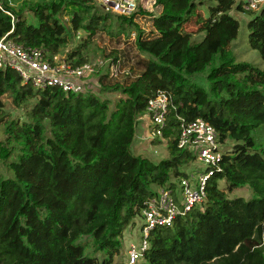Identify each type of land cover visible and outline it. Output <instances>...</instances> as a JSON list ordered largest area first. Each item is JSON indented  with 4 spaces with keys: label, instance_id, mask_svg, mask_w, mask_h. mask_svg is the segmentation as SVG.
I'll use <instances>...</instances> for the list:
<instances>
[{
    "label": "trees",
    "instance_id": "16d2710c",
    "mask_svg": "<svg viewBox=\"0 0 264 264\" xmlns=\"http://www.w3.org/2000/svg\"><path fill=\"white\" fill-rule=\"evenodd\" d=\"M148 2L157 13L140 4L121 15L93 0H39L19 9L0 1V39L8 34L49 55L66 53L76 65L90 61L86 49L95 44L116 68L97 85L115 98L91 87L36 89L0 68V264H127L117 261L125 230L156 194L154 185L176 190L196 161L178 146L179 116L206 119L234 144L204 202L172 227L154 229L137 264H264V141L253 135L264 124V69L232 51L240 28L232 10L241 7L237 0ZM195 17L206 32L201 41L184 28ZM248 27L250 46L264 59V7ZM79 31L86 42L67 50ZM208 68L206 86L194 77ZM159 90L173 103L164 132L169 156L156 163L132 145ZM5 95L26 106L23 119L4 118ZM246 185L251 198L228 196Z\"/></svg>",
    "mask_w": 264,
    "mask_h": 264
},
{
    "label": "built area",
    "instance_id": "2783aa9c",
    "mask_svg": "<svg viewBox=\"0 0 264 264\" xmlns=\"http://www.w3.org/2000/svg\"><path fill=\"white\" fill-rule=\"evenodd\" d=\"M140 1L143 0H101V3L107 11L131 15L142 4ZM237 6L242 11L259 12L264 7V0H239ZM0 68L16 70L25 83H30L36 89L57 87L74 93L90 88L89 78L97 71L91 63L73 64L66 53L49 55L45 49L24 46L8 34L0 39ZM108 71L111 76L116 73V68L110 61ZM172 103V94L166 90H159L148 100L141 120L147 117L152 139L164 138ZM178 119V146L194 152L196 162H201L204 167L197 174L188 173V176L181 179L180 193H177L178 188L172 190L161 187L147 199L140 215L143 220L140 238L138 241L131 240L127 249V264H137L143 259L150 247V236L154 229L172 227L179 216L203 203L207 197L208 182L222 171L221 162L228 149V141L222 142L216 127L204 118L187 121L179 116Z\"/></svg>",
    "mask_w": 264,
    "mask_h": 264
},
{
    "label": "rangeland",
    "instance_id": "374dc122",
    "mask_svg": "<svg viewBox=\"0 0 264 264\" xmlns=\"http://www.w3.org/2000/svg\"><path fill=\"white\" fill-rule=\"evenodd\" d=\"M10 4L15 8L19 9L21 7H24L25 4L27 5L30 2H36L39 0H8ZM95 2H98L101 4V0H93ZM239 1V0H237ZM142 3L140 6H144L145 8H149L152 12L157 13V7L152 5V3H149L147 0L140 1ZM26 13L28 16L32 17L33 12L27 7ZM198 12L202 14L203 16L208 15L207 6H202ZM233 16H235L239 22H240V28L238 32L237 38L231 43L232 51L238 61H248L253 63L254 65L258 66L261 69H264V59L261 57L260 52L257 49H253L250 46L249 43V34L250 29L248 27V22L250 19L254 17L256 12L252 11H242L235 8L232 10ZM70 19V15L66 17L65 21L68 22ZM196 17L193 18L191 21H189L185 26V30L188 32H191L193 34V38L196 41H201L206 36L205 31H201L200 27L201 24L196 21ZM82 42H86V36L83 33V31H79L76 35L73 36V39L69 46L67 47V50H70L71 48H75L76 46L80 45ZM100 43V46H108V48H111L112 45L110 42L106 41V43H103L102 41H98ZM88 58L90 61H87L88 63H91L95 69L97 68V71H95L89 78V86L92 88L94 92L99 93L98 91V78L101 73L108 72L109 69V60H106L102 54L97 49V46L95 44H91L87 49ZM209 71V68L201 75H198L194 77V79L198 80L201 83L203 82L206 86L208 85V81L206 80V74ZM100 94V93H99ZM102 98H115V94H100ZM3 101L5 103V107L3 109V114L5 119H11V118H20L23 119L26 116L27 109L25 105L22 106H16L12 98L5 95L3 96ZM145 115V114H144ZM150 124V123H149ZM253 135L257 138L259 142L264 141V124L256 129L253 132ZM234 141L230 140L226 143V147L230 148L233 146ZM168 142L166 138L161 139H152L149 134V128H148V119L145 116L144 120H141L139 123V126L136 130V136L135 140L132 145V151L135 154L148 156L151 158L154 162L158 163L162 159L169 156V152L167 149ZM203 164L199 161H195L191 165H189L186 170L187 173H198V171L203 169ZM2 173H6L4 168L0 169ZM196 173V174H197ZM173 181H177V179H172ZM226 181L220 180V187L225 188ZM154 188L156 190L160 189L161 187H158L157 185H154ZM178 190L177 193H180V185L177 186ZM228 196L230 198L243 196L246 199H249L253 196V189L250 185H246L241 188H236L231 192H228ZM143 220L141 219V216H136L133 220V222L128 226V228L125 230L124 234V250L122 254L117 258V261H126L127 258V249L131 242L138 241L140 238V229L142 225Z\"/></svg>",
    "mask_w": 264,
    "mask_h": 264
},
{
    "label": "crops",
    "instance_id": "0c3cea01",
    "mask_svg": "<svg viewBox=\"0 0 264 264\" xmlns=\"http://www.w3.org/2000/svg\"><path fill=\"white\" fill-rule=\"evenodd\" d=\"M237 9V8H236ZM139 126V125H138Z\"/></svg>",
    "mask_w": 264,
    "mask_h": 264
}]
</instances>
